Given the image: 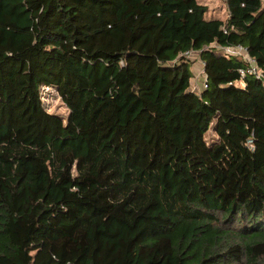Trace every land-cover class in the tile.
I'll return each instance as SVG.
<instances>
[{
  "label": "trees",
  "instance_id": "trees-1",
  "mask_svg": "<svg viewBox=\"0 0 264 264\" xmlns=\"http://www.w3.org/2000/svg\"><path fill=\"white\" fill-rule=\"evenodd\" d=\"M224 2L0 0V264H264V0Z\"/></svg>",
  "mask_w": 264,
  "mask_h": 264
},
{
  "label": "rangeland",
  "instance_id": "rangeland-1",
  "mask_svg": "<svg viewBox=\"0 0 264 264\" xmlns=\"http://www.w3.org/2000/svg\"><path fill=\"white\" fill-rule=\"evenodd\" d=\"M201 1L208 4L209 7L211 8L210 10L213 13L217 14V12H219L223 16L227 15V11L225 12L222 6L224 0H201ZM193 57H198V55L194 53ZM197 60L200 61L199 58H197ZM42 100L44 102V105L49 111L59 113L63 117L67 118L69 109L66 106V104L63 102L55 86L42 87ZM206 137L210 142L212 141L211 140L212 137H216V132L214 131L213 126H211V128L207 131Z\"/></svg>",
  "mask_w": 264,
  "mask_h": 264
},
{
  "label": "built area",
  "instance_id": "built-area-1",
  "mask_svg": "<svg viewBox=\"0 0 264 264\" xmlns=\"http://www.w3.org/2000/svg\"><path fill=\"white\" fill-rule=\"evenodd\" d=\"M222 50L224 52H227V53H230V54L243 55L244 58L247 61H251L253 63V65L251 67H249V68L243 67V68L240 69V72H241L242 75H246L248 72H255L258 75L257 69L254 66L255 60H254V58L252 56L249 55V53L247 51V48L243 44H238L236 46H225V47H222ZM189 54H191V53H189ZM196 82L193 84L192 87L197 86ZM203 83H204L205 86L207 85L206 78H204ZM249 142H252V139H250Z\"/></svg>",
  "mask_w": 264,
  "mask_h": 264
},
{
  "label": "crops",
  "instance_id": "crops-1",
  "mask_svg": "<svg viewBox=\"0 0 264 264\" xmlns=\"http://www.w3.org/2000/svg\"><path fill=\"white\" fill-rule=\"evenodd\" d=\"M223 8H224V11L226 12V5H225V2L222 4ZM201 66V68H200ZM194 70H195V79H192V86L193 84L196 82L197 84H201V81H203V79L205 78V73H204V63L197 60L195 63H194Z\"/></svg>",
  "mask_w": 264,
  "mask_h": 264
}]
</instances>
